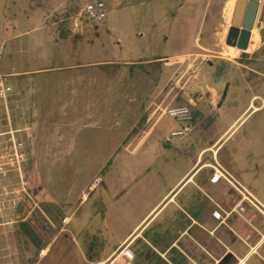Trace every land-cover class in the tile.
<instances>
[{
	"label": "rangeland",
	"instance_id": "1",
	"mask_svg": "<svg viewBox=\"0 0 264 264\" xmlns=\"http://www.w3.org/2000/svg\"><path fill=\"white\" fill-rule=\"evenodd\" d=\"M59 1H65L64 6L54 9L48 22L22 21L11 30L9 43L2 44L5 38H0V75L8 76L13 87L12 124L0 108L4 120L0 125V264H88L84 256L89 247L81 246L80 252L74 238L96 236L89 257L96 253L101 233L109 242L130 233L148 206L190 168L195 156L246 116L219 151L217 145L205 153L202 167L209 170L206 178L211 183L216 167L245 187L254 184V171L262 168L259 186L264 187V2L249 47L253 53H247L226 45L238 0L178 1L176 6L188 3L189 10L171 15L196 20L194 28L183 25L186 21L173 27L165 21L166 13L161 20L155 19V12L165 6L161 0H124L130 9L120 14L122 18L112 14L111 0H103L107 20L84 18L78 30L73 29L72 20L90 0H52ZM5 3L2 0V8ZM23 6H30V1L22 0L18 7ZM170 36L177 41L166 42ZM158 58L162 60L155 61ZM75 65L89 68L78 107L84 118L89 115L84 107L96 101L98 123H84L87 118L74 125L49 120L44 125L31 124V77L20 73ZM251 105L260 109L254 111ZM183 106L194 114V129L183 140L172 139L171 147L167 137L183 125L168 112ZM53 111L64 109L50 108ZM35 132L37 139L70 135L71 149L63 156H43L42 144L37 150ZM127 134L136 140L134 147L153 138L149 149L174 153L164 158L168 161L128 158L131 175L122 179L117 170L111 175L120 158L108 155ZM98 179L102 184L92 191ZM223 182L220 190L232 186ZM107 185L111 197L123 187L130 192L115 203L108 197ZM71 215L75 220L68 223L75 229L64 219ZM22 223L32 227L42 245L64 234L54 245L53 259L40 262L41 249L22 231Z\"/></svg>",
	"mask_w": 264,
	"mask_h": 264
},
{
	"label": "crops",
	"instance_id": "2",
	"mask_svg": "<svg viewBox=\"0 0 264 264\" xmlns=\"http://www.w3.org/2000/svg\"><path fill=\"white\" fill-rule=\"evenodd\" d=\"M27 1H30V6H23L24 8L21 9L18 6L22 0H5L4 8L1 7L2 0H0V38H5V40H2V44L10 42L9 36L13 39V31L11 30H16L17 25L22 21L35 22L37 25L44 24L48 22L51 12H54V9H62L65 2L54 3L52 0ZM178 1L182 2V0H161L162 3H165V6L155 12V19L161 20V14L166 13L169 14V17L165 21L173 23V27H177L181 21H186L187 24L183 25L194 28L196 20H189L187 16L178 18L174 16L175 18H173V15H171L178 12L187 14L189 10L188 3L176 6ZM168 2L170 3L167 4ZM109 7L112 9V14L117 15V18H122L123 16L120 14L130 9L129 6L124 4V0H111ZM194 10L198 11L195 7ZM76 17L72 20L74 30L81 29L83 26V24L82 26H75L74 20ZM15 37L20 38L19 36ZM171 40H176V37L170 36L166 42ZM246 52L253 53L251 49ZM159 60L162 59L158 58L155 61ZM87 69L89 68L86 65H75L53 71L43 69L20 73L24 77H31L28 83L32 85L33 94H31L30 103L33 106L32 111L28 114L29 122L34 126L44 125L48 120L51 124L56 122L74 125L76 123L82 124L83 119L89 118V120H84V123L97 124L99 120L94 112L97 105L96 101L88 102L84 107L85 111H89L87 117L83 118L80 107H78L79 99L82 98L83 83H85L89 73ZM51 73L57 74L53 75ZM38 75H42V78L39 79ZM50 98L53 101H50ZM252 107L254 111L260 109L254 105H251L250 108ZM50 108L64 109V111L50 112ZM63 118L66 121L62 122L61 119ZM247 118L246 116L241 123H239L240 119H237L214 144L203 148L200 155L195 156L194 160L190 162V168L177 178L169 191L161 199L151 203L150 207L148 206L145 216L141 218L130 233L109 242L108 238H104V232H100L102 241H99L96 253L89 257L87 254L92 252L93 246L96 245V236L87 238L79 235L77 239L74 238L76 245L79 244L80 252L83 250L81 246L89 247V250H86L88 253L84 256L85 262L88 264H116L119 262L122 264H264V187L259 186L262 168L254 171L256 182L254 181V184L250 183L248 187L237 180L238 185L243 190L231 185L228 190H220L222 184H224L223 180L217 184L209 182L206 178L209 170H206V166L202 167L205 153L217 145L219 151ZM52 119H54V122H51ZM101 121L103 122L102 118ZM36 135L35 132L37 150L42 144L40 151L43 156H63L71 149L70 146L73 140L70 135L66 137L67 139L58 136L53 138L51 136L41 138L40 136L37 139L38 135L37 137ZM122 138L113 152L108 155L111 158H120L112 172L109 173L113 175V171L117 170L122 179H126L131 175L129 173L128 158L143 156L148 160L151 157H156L162 161H168L164 158L174 153L172 150H160V148L153 149L151 147L149 149L153 138H148L147 142L139 147H134L136 140H131L130 134ZM167 139L170 140L167 141L168 145L172 147L171 137H167ZM74 149L72 150L74 151ZM111 175L109 174V176ZM94 187L95 189L93 188L92 191L98 188L95 185ZM107 188L108 197L115 203L130 192L128 187L127 189L123 187L119 194L111 197L109 185H107ZM236 194L239 196L236 197ZM240 204L243 205L244 212L237 207ZM218 211L222 212L225 221L217 220L214 217V213ZM108 214L109 211L104 219L105 224L108 222ZM64 219L67 226L72 225L68 223L69 221L74 222L75 220L73 215ZM73 229L75 228L73 227ZM79 229L81 232L82 228L79 227ZM62 235L64 234L57 236L53 243L42 245L43 248L39 254L41 263L47 258H54V245L57 244L59 237ZM88 239L91 240L88 241ZM125 243L130 244V249L136 256L135 262H130L124 256H119L120 251L118 252V250Z\"/></svg>",
	"mask_w": 264,
	"mask_h": 264
},
{
	"label": "built area",
	"instance_id": "3",
	"mask_svg": "<svg viewBox=\"0 0 264 264\" xmlns=\"http://www.w3.org/2000/svg\"><path fill=\"white\" fill-rule=\"evenodd\" d=\"M107 10L106 5L103 0H90L87 8L85 10H81L77 17L74 20L75 26H81L83 24L84 18L87 20H92L95 22L103 23L107 20ZM8 76L0 75V108L5 109L7 115L5 119L12 124V118L9 111V104L11 102V98L13 96V87L8 82ZM168 115L173 118L178 124L183 125L182 128L172 132L171 139H184L189 134L192 133L194 126V114L191 109L183 106L179 108H173L169 110ZM3 118H0V125L3 122ZM221 180H227L232 186L235 188H240L241 186H237L234 182L229 180L221 168L215 167V173L213 178L211 179L213 184H217ZM101 180L98 179L95 182V186H100ZM240 211L244 212V207L242 204L237 206ZM214 217L217 220L225 221L222 217V212L218 211L214 213ZM119 256H124L130 262H135L136 256L134 252L130 249V244L123 245L121 247V252Z\"/></svg>",
	"mask_w": 264,
	"mask_h": 264
},
{
	"label": "water",
	"instance_id": "4",
	"mask_svg": "<svg viewBox=\"0 0 264 264\" xmlns=\"http://www.w3.org/2000/svg\"><path fill=\"white\" fill-rule=\"evenodd\" d=\"M264 0H238L226 45L248 51Z\"/></svg>",
	"mask_w": 264,
	"mask_h": 264
},
{
	"label": "trees",
	"instance_id": "5",
	"mask_svg": "<svg viewBox=\"0 0 264 264\" xmlns=\"http://www.w3.org/2000/svg\"><path fill=\"white\" fill-rule=\"evenodd\" d=\"M263 18H264V10H263ZM264 35V31H263ZM111 164V162H110ZM22 231L25 233V235L28 237L30 241L33 242V244L39 248L42 249V244L40 242L39 236L37 233L32 229V227L28 223H22L21 224Z\"/></svg>",
	"mask_w": 264,
	"mask_h": 264
}]
</instances>
